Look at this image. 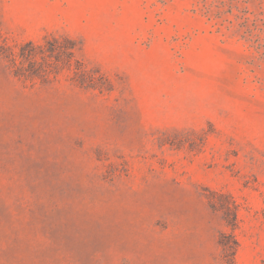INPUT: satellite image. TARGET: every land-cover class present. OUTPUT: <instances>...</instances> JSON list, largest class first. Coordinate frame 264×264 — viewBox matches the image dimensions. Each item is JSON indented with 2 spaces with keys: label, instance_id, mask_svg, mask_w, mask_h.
Wrapping results in <instances>:
<instances>
[{
  "label": "rangeland",
  "instance_id": "rangeland-1",
  "mask_svg": "<svg viewBox=\"0 0 264 264\" xmlns=\"http://www.w3.org/2000/svg\"><path fill=\"white\" fill-rule=\"evenodd\" d=\"M222 232L264 264V0H0V264H227Z\"/></svg>",
  "mask_w": 264,
  "mask_h": 264
},
{
  "label": "trees",
  "instance_id": "trees-1",
  "mask_svg": "<svg viewBox=\"0 0 264 264\" xmlns=\"http://www.w3.org/2000/svg\"><path fill=\"white\" fill-rule=\"evenodd\" d=\"M58 39L55 38V41H57ZM67 50H66V54L68 55L69 58H67L68 60H66V62L71 66V57H73L74 55V51L72 46H66ZM27 48V49H25ZM58 48L56 46H51V45H36L35 43L29 41L25 44L22 45V50L20 52V58H21V62L23 63L24 61H30L31 63H35L36 62V56L38 53L44 54L43 57L46 58L47 53L52 55L53 53H55V51ZM13 60L16 62L17 57L16 54H14ZM78 68V66L76 67V69ZM76 74H84V71L81 67L78 68V70L75 71ZM226 208H224V211L226 213L227 217H230V215H234V219H236V215H235V210L231 207V206H225ZM229 219V218H228ZM236 221V220H235ZM230 223V220H229ZM234 224V223H233ZM236 224V222H235ZM220 243L223 247V251H224V257L227 261V264H233L234 263V257H235V253L237 251V247H238V242L237 239L234 235V233H226V232H222L221 235V240Z\"/></svg>",
  "mask_w": 264,
  "mask_h": 264
}]
</instances>
